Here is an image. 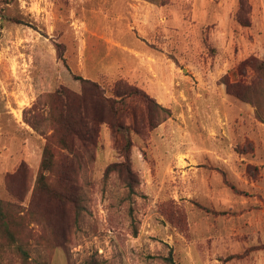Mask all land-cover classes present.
I'll return each instance as SVG.
<instances>
[{"label":"rangeland","instance_id":"1","mask_svg":"<svg viewBox=\"0 0 264 264\" xmlns=\"http://www.w3.org/2000/svg\"><path fill=\"white\" fill-rule=\"evenodd\" d=\"M251 56L264 0H0V264H259L264 122L225 87ZM77 77L152 102L72 155L46 95Z\"/></svg>","mask_w":264,"mask_h":264},{"label":"trees","instance_id":"2","mask_svg":"<svg viewBox=\"0 0 264 264\" xmlns=\"http://www.w3.org/2000/svg\"><path fill=\"white\" fill-rule=\"evenodd\" d=\"M241 24L247 26L246 24ZM248 69L257 78H264V61H260L253 56L248 57L233 71V77L235 79L232 82L228 80L225 82L226 91L238 100L252 104L255 107L257 119L264 122V118L260 113V107L262 106L261 98L264 97V86L259 88L254 86L253 83L255 80L250 81V83H246L243 80L246 78ZM75 80L81 81L84 85H88L92 90L90 91L89 88L84 87L78 95L62 89L56 93L46 95L51 99L52 104L57 110V114L52 117L53 120L51 121L53 126L52 136L56 138L60 149L68 151L72 155H76L77 150L88 152V149L95 146L98 133L96 130L97 125L106 122L111 126H115L114 124L119 115L124 112L120 104L125 98H129L130 94L141 96L146 102H152L140 90H123L119 88L117 91H111L109 96H105L104 92L95 83L82 79L81 77H77ZM95 109L96 113L101 111L100 117H97L96 113H93ZM123 139L124 145L122 147V153L127 160L131 142L126 134H123ZM46 153L49 156L50 153L47 150ZM47 161L48 159H46L44 167L46 170H50V162L47 163ZM110 168L111 166L108 170ZM128 173H130L129 170ZM45 187L46 185L44 184L43 188ZM52 195L56 196V198L59 197L57 192H52Z\"/></svg>","mask_w":264,"mask_h":264},{"label":"crops","instance_id":"3","mask_svg":"<svg viewBox=\"0 0 264 264\" xmlns=\"http://www.w3.org/2000/svg\"><path fill=\"white\" fill-rule=\"evenodd\" d=\"M161 8H162V6H160ZM258 262H259V264H264V257H259L258 258Z\"/></svg>","mask_w":264,"mask_h":264}]
</instances>
